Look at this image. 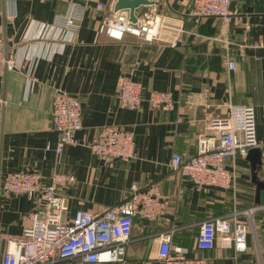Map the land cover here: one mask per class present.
I'll return each mask as SVG.
<instances>
[{
    "label": "crops",
    "instance_id": "0c3cea01",
    "mask_svg": "<svg viewBox=\"0 0 264 264\" xmlns=\"http://www.w3.org/2000/svg\"><path fill=\"white\" fill-rule=\"evenodd\" d=\"M99 1L106 4L104 12L96 9ZM150 1L137 16L157 11L163 21L158 38L127 34L116 41L98 33L102 18L115 12L111 0H0V36L16 64L0 73V231L21 234L34 209L28 197L3 191L10 172H37L44 184L54 173L72 175L74 181L62 189L66 221L78 210L96 213L121 203L132 187L157 183L168 198L164 215L136 219L126 252L115 264H163L158 236L166 232L174 246L209 264H264V209L251 218L241 216L248 221L244 251L197 247L204 221L264 206L256 204L250 161L228 160L237 173L229 189L199 188L171 166L176 154H197L207 121L224 116L229 105L256 108L258 138L264 142V0H233L229 21L196 17L192 0ZM69 15L77 24L70 33L61 32L70 34L69 41L53 43L44 36ZM126 77L139 81L146 93H172L176 108L152 109L146 101L137 111L123 108L118 87ZM59 91L80 99L83 122L79 143L66 146L62 155L56 152L59 133L52 122ZM104 126L135 134L134 159L105 161L92 153L90 145ZM257 176L264 181L261 166Z\"/></svg>",
    "mask_w": 264,
    "mask_h": 264
},
{
    "label": "built area",
    "instance_id": "2783aa9c",
    "mask_svg": "<svg viewBox=\"0 0 264 264\" xmlns=\"http://www.w3.org/2000/svg\"><path fill=\"white\" fill-rule=\"evenodd\" d=\"M118 0H111L115 7ZM233 0H192L196 17L215 16L229 21ZM98 11L104 12L106 4L99 1ZM135 20L126 10L104 16L98 33L109 39L122 41L131 34L147 41L159 36L163 26L157 11L152 8ZM77 27L72 15L64 17L54 27H49L53 43L69 41L70 34L61 32ZM47 28L45 29V31ZM64 44L60 45L62 49ZM12 57L5 58L4 39L0 36V73L15 68ZM34 64L29 70L32 75ZM230 69L236 63L229 61ZM118 99L123 108L137 111L146 101L152 109L173 111L176 100L165 91L145 92L142 84L132 78H123L118 87ZM207 99V97H205ZM52 122L59 133L56 146L62 155L68 145H77V133L83 128L82 105L78 97L59 91L53 99ZM205 132L198 140L196 155H174L171 166L178 174L199 188L218 187L229 189L234 185L237 173L228 168V160L236 156L246 159L251 149L261 151V167L264 177V142L258 138L257 111L252 105H229L224 116L207 121ZM94 155L105 160L130 161L136 157V139L132 131L116 126H104L90 145ZM70 174L54 173L51 182L44 184L42 176L33 171L18 170L7 173L2 182L3 191L9 195H24L34 203L29 213V224L19 235L0 231V264H115L126 252L131 241L136 219H157L164 215L168 198L157 183L144 189L132 187L121 203L91 213L76 211L71 221H66L67 202L62 189L74 181ZM263 207V208H262ZM261 207H252L230 216L208 219L200 226L197 247L211 250L216 245L234 247L238 251L247 248L248 221ZM158 257L163 264H209L203 257H189L184 247L174 246L169 232L158 236Z\"/></svg>",
    "mask_w": 264,
    "mask_h": 264
},
{
    "label": "water",
    "instance_id": "95a60500",
    "mask_svg": "<svg viewBox=\"0 0 264 264\" xmlns=\"http://www.w3.org/2000/svg\"><path fill=\"white\" fill-rule=\"evenodd\" d=\"M153 2L150 0H118L114 9L115 11L126 10L129 11L132 20L134 19L135 12L141 6L151 5ZM5 58H8V48L6 42H4ZM4 73H7L5 67ZM247 160L251 163L253 182L256 185V204L264 205V181H261L257 176V171L261 166V151L258 148L251 149L248 153ZM1 181H2V169L0 164V197H1Z\"/></svg>",
    "mask_w": 264,
    "mask_h": 264
}]
</instances>
